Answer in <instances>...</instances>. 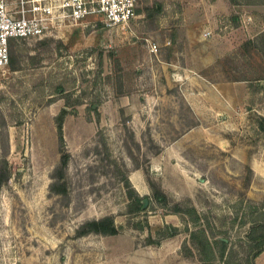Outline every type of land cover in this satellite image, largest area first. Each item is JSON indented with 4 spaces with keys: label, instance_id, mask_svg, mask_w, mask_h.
Instances as JSON below:
<instances>
[{
    "label": "rangeland",
    "instance_id": "obj_1",
    "mask_svg": "<svg viewBox=\"0 0 264 264\" xmlns=\"http://www.w3.org/2000/svg\"><path fill=\"white\" fill-rule=\"evenodd\" d=\"M9 53L0 264H264V0H137Z\"/></svg>",
    "mask_w": 264,
    "mask_h": 264
},
{
    "label": "built area",
    "instance_id": "obj_2",
    "mask_svg": "<svg viewBox=\"0 0 264 264\" xmlns=\"http://www.w3.org/2000/svg\"><path fill=\"white\" fill-rule=\"evenodd\" d=\"M136 5L137 0H0V71L8 65L10 43L41 37L49 20L76 23L99 16L110 30L128 24Z\"/></svg>",
    "mask_w": 264,
    "mask_h": 264
},
{
    "label": "trees",
    "instance_id": "obj_3",
    "mask_svg": "<svg viewBox=\"0 0 264 264\" xmlns=\"http://www.w3.org/2000/svg\"><path fill=\"white\" fill-rule=\"evenodd\" d=\"M58 131L60 141L62 140L61 133V124L58 123ZM264 203V201H263ZM95 231L99 233H115L116 228L111 219V217H103L97 220H91L83 224L80 228L76 230L77 235H82L84 233ZM247 238L250 241H259L264 240V221L258 220L257 222H253L250 226L249 231L247 233ZM225 243L220 247L219 256L223 257L225 252ZM261 252V249L256 250L253 253V256L256 257Z\"/></svg>",
    "mask_w": 264,
    "mask_h": 264
},
{
    "label": "water",
    "instance_id": "obj_4",
    "mask_svg": "<svg viewBox=\"0 0 264 264\" xmlns=\"http://www.w3.org/2000/svg\"><path fill=\"white\" fill-rule=\"evenodd\" d=\"M144 205H145V202H144Z\"/></svg>",
    "mask_w": 264,
    "mask_h": 264
}]
</instances>
